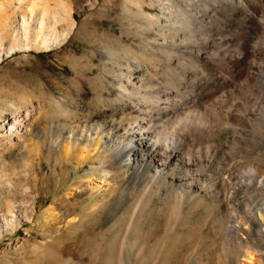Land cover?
Returning <instances> with one entry per match:
<instances>
[{
    "label": "rangeland",
    "instance_id": "rangeland-1",
    "mask_svg": "<svg viewBox=\"0 0 264 264\" xmlns=\"http://www.w3.org/2000/svg\"><path fill=\"white\" fill-rule=\"evenodd\" d=\"M16 7L0 0V25L13 32L0 61V264H264V248L242 223L264 187L223 189L216 181L264 179V0H23ZM47 8L58 39L49 49L20 29L22 12H33L38 28ZM248 49L257 52L231 69ZM193 66L212 77L209 89L194 80ZM129 75L142 80L146 101L138 99L154 106L162 95V107L169 98L181 109L161 122L183 130L188 116V139L176 149L202 157L199 173L161 167L157 158L139 162L140 172L121 168L124 158L109 147L102 160L86 158L85 125H105L103 141L111 143L124 135L115 121L134 123L131 107L114 102ZM15 119L21 128L11 134L4 125ZM103 158L108 174L98 189L73 190ZM203 174L212 177L209 190L197 188Z\"/></svg>",
    "mask_w": 264,
    "mask_h": 264
},
{
    "label": "bare ground",
    "instance_id": "bare-ground-1",
    "mask_svg": "<svg viewBox=\"0 0 264 264\" xmlns=\"http://www.w3.org/2000/svg\"><path fill=\"white\" fill-rule=\"evenodd\" d=\"M31 1H32V4L35 5V1L37 2L39 0H31ZM9 2L11 4L18 5V7H19L20 2L22 3L23 0H9ZM46 3H48V2H46ZM18 7H16V9H18ZM26 13L22 12L20 14L21 24H22V25H20L21 33L24 34V36H26L27 31H29V32H32L33 34L37 35L36 36L37 40L39 38L42 39V48L49 49L54 44H57L58 39L56 38V36L52 32V30H50V29H52L51 28L52 25L49 23V20H48V15H50V13H51L50 8H47V9L41 11V21L39 23L38 28H37V26L33 27L34 16H35L34 13L33 12L28 13L27 11H26ZM4 24H5V26L3 24L0 25V61L3 60L1 53L3 52L2 48H3L4 41L6 39H8L9 37L13 36V32L7 28V26H8L7 22ZM19 33L20 32L18 29L15 32V36H17ZM43 35H45V37H43ZM238 47H239V45H238ZM248 47H246V48H248ZM16 49L15 48L10 49L8 51V54H15ZM256 52L257 51L255 49L252 51H249V49H248V50H245L243 53L238 54L236 60L233 63H231V66H230L231 69H235L237 67L244 66L248 57H250L252 54H255ZM229 53H231V51ZM199 55H201V54H199ZM209 55H211V53ZM212 58H214V57H212ZM226 60H227V58H226ZM231 69L229 70V74L232 77H235L236 75H235L234 71H232ZM193 70H194V80L197 82V84L202 85V87L203 86L206 87L208 85V89H209V84H210L209 82H210L212 77L210 78V76L207 73H205L203 69H201L197 66H193ZM225 78H227V77H225ZM126 79H127L126 82L124 80L123 81L121 80L122 82L118 85L117 93L114 95V102L115 103H121V104L124 103V104H127L131 107L130 109H132V111H134V113L137 114V117L135 118L134 123L126 126V125H123L122 122H116L115 121V129H121V127H122L123 128L122 130L124 131V135L121 138L117 137L115 139V141L110 140V141H112L111 143L103 141L104 137H103L102 133L104 131L103 126H105V125H102V124H100L101 126L98 124H96V125H91V124L85 125L84 129L82 130L81 136L82 137H85V136L88 137V140L86 139L88 149L85 148L86 158L88 159V158H93V157L97 156L100 160H102V154L105 152V150H106L105 148L109 147V148H112L115 152H117L119 156L124 158V160L121 161V163H120L121 168H130V167L134 166V168L137 170L138 169L137 167L140 164L139 162L145 163V161L147 159L154 160L155 158H157L158 159V165H161V167H163V166L164 167H166V166L167 167H169V166H181V167L188 168L189 171L196 169L195 171L198 172V168H200L199 166H200L201 162L203 161L202 157L200 155H197V156L192 155L190 150L187 151L186 153H181L180 151H178L176 149L177 145H181L183 142H186L188 139L187 134L185 132L186 129L184 130L185 127L186 128L191 127V126H189L190 121L188 119V116L184 115V118L180 120L183 124H185V127L183 128V130L179 126L175 127V124H172V125L164 124L161 121L163 120V118H167L170 114H172L173 109L174 110L176 109V111L177 110L179 111L181 109H179L178 106L176 107V106H173L171 103H169L170 102L169 98L166 99L167 102L164 103L165 105H164V107H162L161 106V104H162L161 99L162 98L160 99V96H162V95H160V94H159L160 95L159 97L154 96L153 99H151L152 102H154V106H150L149 104H147L149 101L145 103L144 97L142 98L141 94L140 95L138 94V91L140 89L138 82L142 81V80H140L139 78L134 79L133 76H130V75ZM170 93H172V92H170ZM170 93H169V95H170ZM137 95L141 96L140 98H142L144 100L138 99ZM166 95H167V93H166ZM206 95H207V93H206ZM154 116H156L157 118H160L159 119L160 121L158 120L160 122V125H156V120L154 119ZM26 119H29V118H26ZM169 119H171V118H169ZM121 120L123 121L125 119L121 118ZM181 122L180 123L178 122V124H181ZM4 126L6 128L7 127L9 128L8 132L11 134L17 132L21 128V126L17 124L16 119L12 120V123H10L9 121L6 120V123ZM94 131H96V133L98 135L97 141H94L95 139L93 138V136L91 134ZM70 137H71V135L69 136V139H70ZM103 143H104V145H103ZM108 143H110L109 146H107ZM93 144H94V146H92ZM115 144H117L118 146L116 147ZM102 145L106 146V147H102ZM57 146H58V143L54 144V148H57ZM103 160L104 161L102 162V165H99V167L97 169H91L90 171H88L84 175L83 179H81L78 184L76 183L73 186V190H75L79 193H84V192L90 193V194L94 193V191L98 189V185L95 183L96 180L102 181L103 180L102 175L104 173L108 174V172L106 171V164L108 162L106 161L105 158H103ZM0 162H1V157H0ZM137 171L140 172L141 169L139 168ZM161 172H163V171H161ZM158 174H160L159 171H158ZM201 177L202 178L199 180L197 188H199L200 190H206V188L208 189L207 184L209 183V181H213L212 177H211V175H205V174H203ZM190 179H191V184L190 183L188 184L189 187L192 186V182L193 183L195 182L193 175L190 176ZM252 180H253V178H252ZM216 181L218 182V184L223 189L228 188L229 186L232 187L233 189H236L235 187L241 188L243 186H246L248 188L252 187L257 191V190H260L262 187H264V179L263 178L255 181V182L251 181V182L242 183V184H240V183L231 184L226 176L219 175L218 178L216 179ZM209 184H211V183H209ZM209 188L211 189L212 186ZM261 191H263V190H260V192ZM9 215H11V214H9ZM0 218L2 220H6L5 214L3 213L2 209L0 210ZM242 223H243V225H245V230H247V235H248V237L251 238L252 243L254 245H257V247H260L261 249L264 248V198L261 200L259 199L256 202H254L253 207L250 208L247 211V214L244 216Z\"/></svg>",
    "mask_w": 264,
    "mask_h": 264
}]
</instances>
